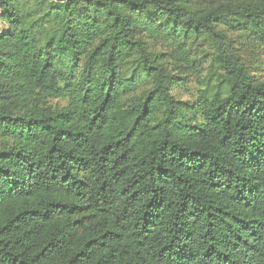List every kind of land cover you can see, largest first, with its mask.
Masks as SVG:
<instances>
[{
	"label": "trees",
	"instance_id": "trees-1",
	"mask_svg": "<svg viewBox=\"0 0 264 264\" xmlns=\"http://www.w3.org/2000/svg\"><path fill=\"white\" fill-rule=\"evenodd\" d=\"M27 1L0 0V264H264V81L227 34L264 51V0ZM197 52L220 79L177 99Z\"/></svg>",
	"mask_w": 264,
	"mask_h": 264
},
{
	"label": "rangeland",
	"instance_id": "rangeland-1",
	"mask_svg": "<svg viewBox=\"0 0 264 264\" xmlns=\"http://www.w3.org/2000/svg\"><path fill=\"white\" fill-rule=\"evenodd\" d=\"M53 1L54 0H28L26 11L24 12L26 18L28 19V17H30V13L32 19L36 18L38 15L47 11ZM5 28V24L0 20V31ZM39 30L41 32L39 36L41 37L44 34H48L50 26L39 28L38 32ZM227 34L234 49L240 55L245 65H247L255 75V78L264 81V51L252 47L242 35L231 31ZM149 45L150 49L153 50L154 45L151 42ZM157 49H159L158 46H156L154 50ZM198 53L199 52L192 54L196 57L195 69L180 74L179 80L171 86V94L177 99L195 100L199 90L202 89L204 85L208 84L210 86L220 79L219 72L215 70L214 67H211L209 59L200 57ZM146 86L147 85H140L132 94H138ZM40 103L43 106L58 108L66 103V99L47 97L42 99Z\"/></svg>",
	"mask_w": 264,
	"mask_h": 264
}]
</instances>
